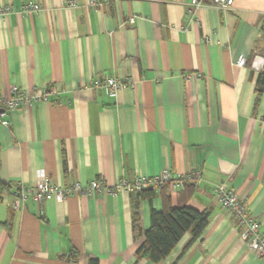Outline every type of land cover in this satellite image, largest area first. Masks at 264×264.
Returning <instances> with one entry per match:
<instances>
[{"label":"crops","instance_id":"crops-1","mask_svg":"<svg viewBox=\"0 0 264 264\" xmlns=\"http://www.w3.org/2000/svg\"><path fill=\"white\" fill-rule=\"evenodd\" d=\"M100 1L71 9L67 0H0L39 6L0 20V99L13 87L55 91L10 111V126L0 127V185L47 177L67 190L199 170V187L166 191L174 207L208 213V226L160 264H264L213 193L220 184L235 190L264 230V93H255L264 60L250 62L264 44V0H234L228 10L211 0L198 10L193 0ZM103 78L135 85L111 96L95 88ZM1 195L0 264H151L136 259L145 237H135L133 214L148 230L152 210L164 209L161 190L151 203L80 192L40 205Z\"/></svg>","mask_w":264,"mask_h":264},{"label":"built area","instance_id":"built-area-1","mask_svg":"<svg viewBox=\"0 0 264 264\" xmlns=\"http://www.w3.org/2000/svg\"><path fill=\"white\" fill-rule=\"evenodd\" d=\"M205 0H193L191 5L195 10L204 6ZM212 6L221 10H228L233 7L234 0H211ZM67 8L77 9L81 7H100L104 2L100 0H85L82 4L79 0H67L64 4ZM39 6L36 4H25L19 9L0 4V20H5L16 13L38 12ZM135 17L132 18L134 22ZM246 58L240 57L237 61V67H246ZM135 82L131 80L124 81L120 78H103L95 83L96 89H105L109 95L115 96L120 90L126 87H134ZM55 94L52 88L35 89L33 92L20 90L13 87L11 96L6 99H0V127L10 126L9 112L20 107L31 105L35 102L48 100ZM203 182V174L199 170L192 171L187 174H177L171 171H164L155 177L137 176L133 180L121 179L117 183L107 184L103 181H93L88 187L84 188L80 183H76L70 189H64L53 184L49 178L43 177L36 184L25 186L18 185L14 190V197L25 203L32 199L42 205L48 201L55 200L63 202L75 193L85 192L89 196L108 194L117 196L120 194L134 195L145 190L159 191L163 188L172 190L185 189L193 186L199 187ZM214 195L219 200L221 207L229 211L236 219L237 229L241 239L247 247L256 254L257 258L264 263V230L261 223L256 220L249 212L247 203L240 198L236 191L220 184L214 187Z\"/></svg>","mask_w":264,"mask_h":264},{"label":"trees","instance_id":"trees-1","mask_svg":"<svg viewBox=\"0 0 264 264\" xmlns=\"http://www.w3.org/2000/svg\"><path fill=\"white\" fill-rule=\"evenodd\" d=\"M264 35V25L262 27ZM260 56L264 59V51ZM255 58L251 56L250 62ZM251 64V63H249ZM255 93L261 95L264 93V66L257 78ZM14 190L9 186L0 185V195L7 193L13 195ZM167 187L161 189L162 198L164 200V209L162 212L152 210L151 224L148 230H143L140 223V214L137 210L133 214V231L135 237L144 236L145 242L138 249L136 259L140 261H148L151 264H160L165 261L175 250L187 233L192 238L190 244L195 242L202 235L209 223V214L200 213L188 206L174 207L167 196ZM2 196V195H1ZM132 196L138 199L152 202L157 197V191L145 190ZM2 199V198H1ZM72 261H78V253L72 252ZM88 264H99L97 260H89Z\"/></svg>","mask_w":264,"mask_h":264},{"label":"rangeland","instance_id":"rangeland-1","mask_svg":"<svg viewBox=\"0 0 264 264\" xmlns=\"http://www.w3.org/2000/svg\"><path fill=\"white\" fill-rule=\"evenodd\" d=\"M262 51H264V44H262L261 46H260V49H259V51H257L256 53H255V57H257L258 55L260 56V54H261V52ZM261 57V56H260ZM262 58V57H261ZM263 59V58H262ZM261 59V60H262ZM264 60V59H263ZM264 66V65H263Z\"/></svg>","mask_w":264,"mask_h":264}]
</instances>
